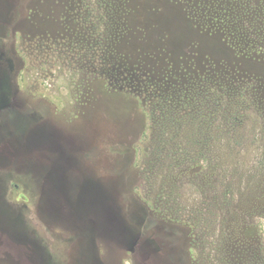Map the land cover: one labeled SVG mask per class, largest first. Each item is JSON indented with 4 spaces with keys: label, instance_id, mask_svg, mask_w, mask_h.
Returning <instances> with one entry per match:
<instances>
[{
    "label": "rangeland",
    "instance_id": "374dc122",
    "mask_svg": "<svg viewBox=\"0 0 264 264\" xmlns=\"http://www.w3.org/2000/svg\"><path fill=\"white\" fill-rule=\"evenodd\" d=\"M0 88V264H264V0H0Z\"/></svg>",
    "mask_w": 264,
    "mask_h": 264
},
{
    "label": "trees",
    "instance_id": "16d2710c",
    "mask_svg": "<svg viewBox=\"0 0 264 264\" xmlns=\"http://www.w3.org/2000/svg\"><path fill=\"white\" fill-rule=\"evenodd\" d=\"M193 9H192V11H190V14H191V16H192V14H193ZM195 13V12H194ZM188 14V13H187ZM196 42V41H195ZM195 45H198V43L196 42L195 43ZM260 50V49H259ZM2 91H1V88H0V93H1ZM238 204V203H237ZM240 208H241V204H240V206H239ZM238 206H236L235 208H239ZM244 207H245V205H243L242 206V209H244ZM241 210H235L234 211V213H233V219H234V223H235V225H234V228H235V234H236V236H242L243 234H245V233H248L249 231H251L252 230V227H250V226H246V225H242L241 224V220H242V218L244 217V214H241Z\"/></svg>",
    "mask_w": 264,
    "mask_h": 264
},
{
    "label": "flooded vegetation",
    "instance_id": "af4514ba",
    "mask_svg": "<svg viewBox=\"0 0 264 264\" xmlns=\"http://www.w3.org/2000/svg\"><path fill=\"white\" fill-rule=\"evenodd\" d=\"M9 94L3 93V91L0 93V112L8 113L10 110H17L15 107H13V104L9 101Z\"/></svg>",
    "mask_w": 264,
    "mask_h": 264
}]
</instances>
